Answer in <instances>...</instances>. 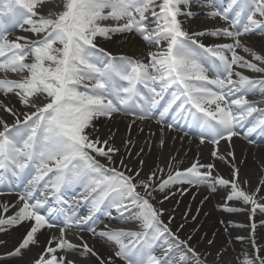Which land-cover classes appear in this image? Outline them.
Listing matches in <instances>:
<instances>
[{
	"label": "snow or ice",
	"instance_id": "obj_1",
	"mask_svg": "<svg viewBox=\"0 0 264 264\" xmlns=\"http://www.w3.org/2000/svg\"><path fill=\"white\" fill-rule=\"evenodd\" d=\"M44 2L0 0V73L5 74L0 78V94L5 99L14 95L23 106L18 111L0 100V110L14 117L11 124L0 118V182L7 179L6 174L17 182L27 180L17 204H0L4 213L9 207L15 209L12 215L0 213V233L28 223L18 245L0 256V261L22 257L24 250L39 244L42 230L57 227L55 209H46V201L34 197L41 184L51 189L58 202L63 201L66 188L81 185L88 193L84 199L90 207L85 216L65 212L59 237L48 239V246L31 264H75L68 257L78 249H82L80 256L90 254L99 264H162L153 254V246L166 235L175 234L169 227L172 218L165 224L163 209L153 201L157 192L164 194L157 203L168 200L175 185H206L210 191L221 186L230 189L226 202L250 205L251 215L257 210L264 213V203L260 202L264 201L260 194L264 177L254 191L244 190L238 181L239 170L232 163V151L226 154L231 161L216 148L212 151L214 158L231 165V179L214 175V164H200L198 160L181 169L180 161L173 164L175 158L169 160L166 176L159 166L144 175V148L135 153L139 166L132 167L135 142L124 140L125 156L112 143L114 134L102 138L95 123L120 114L132 117L128 124L131 130L136 121L155 118L161 126L160 147L165 144V125L169 131L175 130L181 127L177 123L180 119L200 135L201 144L207 139L213 145L226 141L231 146L233 137L241 135L240 128L246 129L244 139L264 134V109L257 107L264 100L246 98L264 96V78H251L236 70L264 73V53L247 47L242 40L250 34L264 38V0H226V6L224 0H63L62 10L46 15L38 12ZM193 8L210 9L204 15L219 18L226 26L204 31L185 29L180 17L197 15ZM5 16L35 39L9 40ZM116 34L139 36L156 50L148 52L146 62L114 55L100 46V39L110 40ZM203 37L230 42L206 45ZM238 49L251 59L238 54ZM8 73L19 74V78L10 79ZM147 144L151 150V141ZM109 206L122 219L127 215L140 224L137 231L121 228L96 232L87 228L94 237L114 245L112 255L100 257L83 237H79L80 244L66 238V229H83L94 221L96 213ZM236 210L225 203L224 211ZM255 227L253 224V230ZM179 243L193 264H204L201 254L187 241ZM208 244L213 241L208 240ZM253 247L257 255L245 264H264L254 240ZM171 251L169 245L166 255ZM180 264H186L185 255Z\"/></svg>",
	"mask_w": 264,
	"mask_h": 264
},
{
	"label": "bare ground",
	"instance_id": "obj_2",
	"mask_svg": "<svg viewBox=\"0 0 264 264\" xmlns=\"http://www.w3.org/2000/svg\"><path fill=\"white\" fill-rule=\"evenodd\" d=\"M52 1L51 7H47L43 4L38 8V12L42 14L45 11L49 13L51 11L62 10L63 3L61 2L63 0H51V2ZM209 10L210 9L207 8H193L192 11L198 13L197 15H194L192 18L180 17L183 22V27L189 31H201L210 25H214L216 19H209L204 15V13ZM149 26L152 27L154 25L150 24ZM23 33H27L33 37L32 33L21 31L16 34V37H23ZM112 38L113 40L111 42L105 43L107 49L124 52L125 54L127 53L130 57L142 59L145 62L148 58V52L156 50L155 45L148 46L139 36L133 34H116ZM203 39L210 44L230 42L224 38L203 37ZM100 40L103 39L101 38ZM242 40L247 47L255 51L260 47V51L264 53V38L259 34H250L242 38ZM237 51L238 54L245 56L246 59H251L249 54L240 49ZM236 70L243 74L250 75L253 73L244 68H242L244 71L238 70V68ZM258 74L264 75V73ZM0 100H4L5 104L9 107H14L18 111L23 107L12 94H9L7 99L0 94ZM0 118L5 119L8 123L14 120V117L2 110H0ZM131 120L132 117L115 114L114 118L111 120L101 118L95 123L99 129L98 134L102 138L106 139L109 135L114 134L112 143L120 148L121 153L125 156L126 153H124L123 148L124 140L131 138L135 142L132 167L139 166L135 162V153L138 152L141 147L144 148V153L141 156L145 161L144 175L159 166L164 169V175L166 176L169 160L175 158L173 164L175 165L177 161H180L181 163L178 166L181 169L189 167L192 162L198 160L200 164H214V175L218 174L225 179H231V165L212 156V151L216 148L219 154L224 156H226L228 151L234 153L235 160L232 161V163H234L239 170L238 181L244 190L249 192L254 191L259 185L261 178L264 177V141L258 137L244 139L242 137L244 132L242 128L238 129L241 135L233 137L230 146L226 141H220L218 145H213L209 143L208 140H205V142L201 144L197 137L183 134L178 129L169 131L165 125V144L163 147H160L161 126L156 123L155 118L145 121H136L131 130H129L128 124ZM168 120L171 122L170 116ZM141 129H143V131H141ZM153 133L154 135H150ZM149 140L151 141V150H149L147 144ZM249 140L251 142H249ZM199 147L202 148L201 151H199ZM226 158L229 161L232 160L231 157L226 156ZM245 181H247V184L244 183ZM261 187L264 188V186ZM182 188L186 189V191L181 192ZM20 191L21 190L18 191L14 188H12L11 192L0 191V204H17L18 193ZM228 191H230V189L226 190L221 186H217L215 191H210L207 187L204 192V196L207 197L204 207L200 205V200L194 188L189 185L173 186L171 192L174 193V195H170L169 199L165 200L162 204L157 203V201L163 200L164 194L157 192L155 194L156 200H154L153 203L157 208L163 209L161 219L165 224H169V218H172L169 227L175 234V237H179L180 239L176 240L173 236L166 235L154 244L153 250L157 251V248L160 249L161 245L159 243H164L166 238L176 242L179 248L183 247L179 242L184 240L200 253L209 264H245L246 261L254 260L257 255L256 249L253 247L254 240L256 246L261 249L259 255L264 256V213L257 210L255 215H251L250 205H244L240 202H226L225 197ZM260 194L264 195V191ZM34 197L38 199V194L36 192L34 193ZM260 202L264 203V201ZM225 203L237 210L233 212L224 211ZM107 209L108 208L103 210V214L101 215L102 218L109 217L106 214ZM197 209H199V211H197ZM14 211V208L9 207V211L4 213L3 209L0 208V213H3L4 216L12 215ZM185 212L188 213L187 217L184 215ZM112 214L114 215L108 219L110 223H117L119 226L133 225L135 227V225H138V229H140L139 221L132 220L128 218L127 215L122 219L119 214ZM192 217H196V219L193 220ZM56 223L57 227L52 229L45 228L42 230V232L38 234L39 244L30 246L29 249L24 250L22 257L8 258L0 261V264H31L34 258H38L43 248L48 246V239L51 237H59V227L62 226V224ZM181 224L184 225L183 228L179 227ZM253 224L256 225L255 230L252 228ZM88 227L94 228L96 232H100L98 230V221L94 219L93 222L84 226L83 229H66V238L69 240L76 239L81 242L79 237H83V240L87 241L89 246H94V250L100 257L106 259L108 256L112 255L114 252V245L105 243L99 237H94L92 233L87 231ZM27 228L28 223L25 222L22 225L11 228L5 233H0V241L5 242L0 243V256L12 251L18 245L23 235L26 234ZM189 237H192V239L189 240ZM208 240H212L213 244L209 245ZM222 249H224V251L221 252ZM81 250L82 249L76 250L75 255L70 254L68 258L72 259L75 264H99L98 259L90 254L80 256L79 252ZM217 253H221V255L217 256ZM58 255H63V253L58 251ZM167 261L168 259L166 256L163 258L162 262L165 264ZM117 264H122V262L117 261Z\"/></svg>",
	"mask_w": 264,
	"mask_h": 264
}]
</instances>
